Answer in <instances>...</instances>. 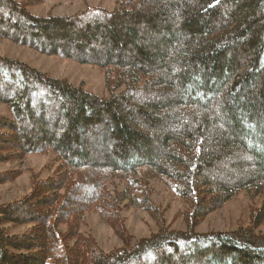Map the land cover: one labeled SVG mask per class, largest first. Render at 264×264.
Returning <instances> with one entry per match:
<instances>
[{
    "label": "trees",
    "instance_id": "trees-1",
    "mask_svg": "<svg viewBox=\"0 0 264 264\" xmlns=\"http://www.w3.org/2000/svg\"><path fill=\"white\" fill-rule=\"evenodd\" d=\"M31 5L0 0V38L101 69L109 96L0 56V163L50 151L59 163L0 205V264H264V0H117L45 17ZM153 179L186 203L185 230L165 225ZM241 191L261 197L251 224L195 231ZM130 207L157 225L136 243ZM87 212L120 247L82 233Z\"/></svg>",
    "mask_w": 264,
    "mask_h": 264
},
{
    "label": "rangeland",
    "instance_id": "rangeland-1",
    "mask_svg": "<svg viewBox=\"0 0 264 264\" xmlns=\"http://www.w3.org/2000/svg\"><path fill=\"white\" fill-rule=\"evenodd\" d=\"M31 1L29 11L34 16L45 17L75 14L86 7H101L112 10L117 0H17ZM0 56L24 62L41 72L47 73L55 79H65L73 86L81 85L87 93L100 98H108L105 87L104 72L94 66L78 64L69 59L58 56H47L27 47L19 46L0 38ZM120 87L117 92H121ZM0 115L10 118L6 105L0 103ZM56 155L50 151L47 154H30L21 159L0 163V173L18 172L12 182L0 184V205L23 197L29 192L33 178L46 179L52 176L58 167ZM153 190L151 199L162 212L165 225L173 230H185L186 222L183 213L187 209L186 203L175 196L161 181H150ZM261 197L251 198L245 191L236 193L221 208L210 213L199 221L195 227L198 233L210 231H230L237 226H248L250 212L259 207ZM124 225L132 243L147 237L157 230V225L150 215L141 209L130 207L122 211ZM9 232L21 234L28 226H7ZM64 229V228H63ZM80 229L83 234L90 235L100 249L109 252L121 246V241L112 229L103 223L96 212H87L82 220ZM256 232L264 234V222L256 228ZM49 264V263H47Z\"/></svg>",
    "mask_w": 264,
    "mask_h": 264
}]
</instances>
